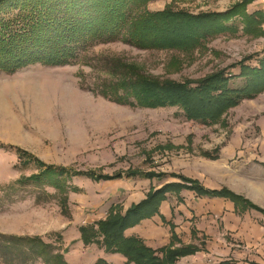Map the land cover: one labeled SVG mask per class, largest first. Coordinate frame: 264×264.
Wrapping results in <instances>:
<instances>
[{"label":"rangeland","instance_id":"1","mask_svg":"<svg viewBox=\"0 0 264 264\" xmlns=\"http://www.w3.org/2000/svg\"><path fill=\"white\" fill-rule=\"evenodd\" d=\"M244 3L253 18L251 33L239 14L224 20L233 30L198 44L169 46L163 40L161 46L144 47L123 34L81 51L71 65L38 63L14 73L0 71V264H47L37 256L38 238L59 251L67 249L70 264H96L103 246H78L81 228L95 230L164 187L170 189L166 198L183 190L227 198L264 222V91L247 98L251 106L227 107L208 121L189 118L180 105L138 104L132 94L142 79L197 89L223 70L231 88H244L240 64L259 68L264 59V0H148L139 8L124 5L122 11L139 18L169 8L200 16ZM178 28L166 27L167 32ZM193 28L202 36L213 31L209 22ZM239 66L240 73L232 74L230 69ZM119 180L150 181L131 184L134 197L120 203L110 198L113 203L105 208L104 202L123 189ZM210 184L216 187H206ZM204 190L225 194L205 195ZM172 232L163 248L202 250L194 244L176 246L173 226Z\"/></svg>","mask_w":264,"mask_h":264},{"label":"trees","instance_id":"2","mask_svg":"<svg viewBox=\"0 0 264 264\" xmlns=\"http://www.w3.org/2000/svg\"><path fill=\"white\" fill-rule=\"evenodd\" d=\"M147 1L0 0V71L14 73L38 63L48 66L71 65L79 59L81 51L97 43L116 40L118 35L123 34L131 40L130 42L144 47L161 46L160 42L163 40H166L169 46L198 44L202 38L209 35L233 30V26L224 24V20L239 14L248 20L247 32L253 31L251 26L253 18L243 10L246 3L238 4L231 11L224 13L200 16L174 12L169 8L139 18L137 14L126 17L122 11L124 5H135L139 8ZM6 7H11V14H5L8 12ZM206 22L211 23L213 31L202 36V33L193 26L198 27L199 24ZM174 26L179 28L167 32L166 27ZM240 65L242 67L240 76L246 78L244 88H231L230 78L225 76L226 72L223 70L201 81L197 89H189L187 85L173 82L159 83L155 80L142 79L135 84L132 94L138 104L154 108L180 105L189 118L208 121L209 118L220 115L227 107L236 106L243 99L264 91V59L261 60L259 68L243 63ZM30 179L32 178L28 180ZM21 181L25 180L16 182ZM169 190V187L156 190L146 200L129 209L126 214L101 223L95 230L82 227L84 244L86 246L101 244L106 252L121 253L128 259L126 264H176L179 258L194 253L197 250L194 246L156 250L147 246L139 237L124 236L126 228L159 213L158 204L166 199ZM202 194L225 193L204 190ZM99 236L104 237L103 241L98 238ZM37 240L36 244L40 246L36 250L37 256L43 258L47 264L53 260L56 264H70L65 257L67 249L65 252L59 251L57 246L40 238ZM53 248H56L55 254H49ZM160 252L163 253L162 256ZM96 264L110 263L99 258Z\"/></svg>","mask_w":264,"mask_h":264},{"label":"crops","instance_id":"3","mask_svg":"<svg viewBox=\"0 0 264 264\" xmlns=\"http://www.w3.org/2000/svg\"><path fill=\"white\" fill-rule=\"evenodd\" d=\"M230 70L237 75L241 67ZM248 101L250 99H243L236 109L251 106L247 104ZM175 111L177 110L172 112L174 115ZM138 180H128L130 184H123L124 180H119L118 186L123 189H118V196L109 197L110 194H106L109 199L104 202V207L113 203L110 198L118 197L120 203L134 197L137 190H132L131 184L138 187L137 183L144 185L145 181H150ZM139 187L141 191L145 190V186ZM206 187L216 186L210 184ZM172 226L176 234V246L194 244L202 247L195 254L182 257L177 264H264V222L259 215L255 211L240 212L235 203L227 198L199 196L190 190H183L179 196L169 193L162 202L159 213L126 229L125 236L140 237L147 246L159 250L171 243ZM77 233L80 235L79 231ZM76 237L78 246L87 247L80 236ZM94 246L95 244H91L88 247L91 249ZM98 250L96 260L103 258L110 264H126L128 261L121 253H109L104 248Z\"/></svg>","mask_w":264,"mask_h":264}]
</instances>
